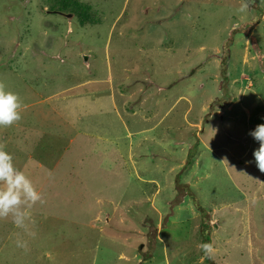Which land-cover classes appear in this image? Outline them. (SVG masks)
Instances as JSON below:
<instances>
[{
    "label": "rangeland",
    "instance_id": "rangeland-1",
    "mask_svg": "<svg viewBox=\"0 0 264 264\" xmlns=\"http://www.w3.org/2000/svg\"><path fill=\"white\" fill-rule=\"evenodd\" d=\"M79 2L0 0V145L43 197L0 264H264V0Z\"/></svg>",
    "mask_w": 264,
    "mask_h": 264
},
{
    "label": "clouds",
    "instance_id": "clouds-1",
    "mask_svg": "<svg viewBox=\"0 0 264 264\" xmlns=\"http://www.w3.org/2000/svg\"><path fill=\"white\" fill-rule=\"evenodd\" d=\"M22 108L19 94L0 82V127H10L20 121ZM249 135L259 144L253 155L256 166L264 172V124L257 125ZM38 202H43L42 194L26 172L16 165L13 155L0 145V218L11 217L18 228H26L30 210ZM199 248L209 259L216 253L212 243H202Z\"/></svg>",
    "mask_w": 264,
    "mask_h": 264
},
{
    "label": "trees",
    "instance_id": "trees-1",
    "mask_svg": "<svg viewBox=\"0 0 264 264\" xmlns=\"http://www.w3.org/2000/svg\"><path fill=\"white\" fill-rule=\"evenodd\" d=\"M54 4L52 10L75 14L82 26L91 23L94 24L96 19L92 17L90 8L83 5L79 0H51Z\"/></svg>",
    "mask_w": 264,
    "mask_h": 264
}]
</instances>
